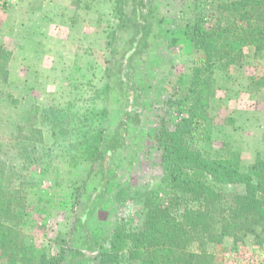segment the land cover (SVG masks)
Wrapping results in <instances>:
<instances>
[{
	"label": "rangeland",
	"instance_id": "rangeland-1",
	"mask_svg": "<svg viewBox=\"0 0 264 264\" xmlns=\"http://www.w3.org/2000/svg\"><path fill=\"white\" fill-rule=\"evenodd\" d=\"M229 1L144 0L149 29L128 68L137 115L126 117L127 85L119 83L117 71L132 47L130 1L126 23L116 11L119 0H0V46L13 54L9 81L0 84V163L26 198L18 225L28 252L65 251L64 264L76 252L87 255L83 264H99L102 252H114L123 257L121 264H141L123 254L120 242L114 249L115 236L123 228L141 227L149 217L147 195L168 205L158 137L164 126L174 130L189 106L183 99L196 54L186 29L199 20L214 23L222 16L219 6ZM215 78L212 139L205 148L240 153L245 171L258 155L264 157V52L246 47L241 62H219ZM71 107L105 112L100 124L106 142L123 120L128 126L127 144L114 155L107 191L100 197L95 196L103 179L98 168L71 167L60 128L54 136V120L41 114ZM34 129H42L44 145L32 139ZM219 189L230 199L246 187ZM260 234L258 240L248 235L238 243L226 238L221 247L206 242V248L217 253L218 264H264ZM200 243L192 242L189 249L198 252ZM0 264H9L2 251Z\"/></svg>",
	"mask_w": 264,
	"mask_h": 264
},
{
	"label": "trees",
	"instance_id": "trees-1",
	"mask_svg": "<svg viewBox=\"0 0 264 264\" xmlns=\"http://www.w3.org/2000/svg\"><path fill=\"white\" fill-rule=\"evenodd\" d=\"M126 1L133 5L132 47L117 74L119 83L127 85L128 117L137 115L134 85L128 79L129 62L143 46L149 16L144 12V0H119L116 11L120 20L128 23L131 18L125 10ZM219 8L222 16L214 23L199 20L187 26L186 34L196 54L188 94L183 99L189 106L175 129L164 126L158 137L163 153L162 180L170 191L168 205L160 203L155 194L147 195L145 206L149 217L137 229L123 228L114 239V249L120 242V249L125 247L123 254L141 264H218L217 253H210L206 242L221 247L226 238L238 243L253 235L258 240L260 231L264 232V157L258 155L244 171L240 153L230 148L215 152L205 148L212 139L211 102L217 95L215 67L223 60L241 62L246 47L255 48L257 54L264 52V0H230ZM12 57L11 51L0 46V84L9 81ZM41 114L44 119L54 120V136L60 128L61 136L67 141L71 167L88 164L92 169L98 168L103 179L95 196L100 197L107 191L114 155L127 144L126 120L121 122L120 131L111 141L106 142V130L100 124L106 117L105 112L89 109L82 112L71 107ZM32 139L44 145L42 129H34ZM225 184H244L245 193L229 199L219 189ZM13 185L0 163V251L9 264H64L65 251L60 255H37L21 244L19 208L26 198ZM92 202L91 199L89 205ZM80 224L88 236L85 223ZM192 242H201L198 252L189 249ZM86 260L87 255L76 252L69 264H83ZM122 261L121 254L102 252L99 264H121Z\"/></svg>",
	"mask_w": 264,
	"mask_h": 264
},
{
	"label": "crops",
	"instance_id": "crops-1",
	"mask_svg": "<svg viewBox=\"0 0 264 264\" xmlns=\"http://www.w3.org/2000/svg\"><path fill=\"white\" fill-rule=\"evenodd\" d=\"M249 239V238H248Z\"/></svg>",
	"mask_w": 264,
	"mask_h": 264
}]
</instances>
